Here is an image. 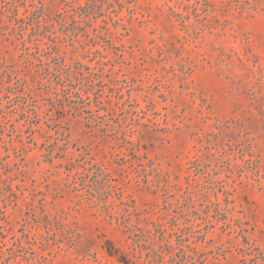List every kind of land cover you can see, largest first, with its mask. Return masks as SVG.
Here are the masks:
<instances>
[{
	"label": "rangeland",
	"instance_id": "rangeland-1",
	"mask_svg": "<svg viewBox=\"0 0 264 264\" xmlns=\"http://www.w3.org/2000/svg\"><path fill=\"white\" fill-rule=\"evenodd\" d=\"M0 264H264V0H0Z\"/></svg>",
	"mask_w": 264,
	"mask_h": 264
}]
</instances>
